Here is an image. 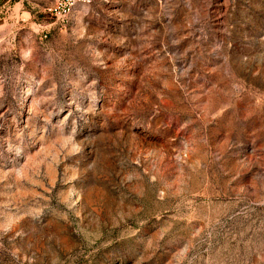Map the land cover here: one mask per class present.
<instances>
[{
	"label": "rangeland",
	"instance_id": "374dc122",
	"mask_svg": "<svg viewBox=\"0 0 264 264\" xmlns=\"http://www.w3.org/2000/svg\"><path fill=\"white\" fill-rule=\"evenodd\" d=\"M0 0V264H264V0Z\"/></svg>",
	"mask_w": 264,
	"mask_h": 264
},
{
	"label": "built area",
	"instance_id": "2783aa9c",
	"mask_svg": "<svg viewBox=\"0 0 264 264\" xmlns=\"http://www.w3.org/2000/svg\"><path fill=\"white\" fill-rule=\"evenodd\" d=\"M91 0H53L49 11L58 18L65 19L70 16L80 5L90 3Z\"/></svg>",
	"mask_w": 264,
	"mask_h": 264
},
{
	"label": "crops",
	"instance_id": "0c3cea01",
	"mask_svg": "<svg viewBox=\"0 0 264 264\" xmlns=\"http://www.w3.org/2000/svg\"><path fill=\"white\" fill-rule=\"evenodd\" d=\"M21 1H22V0H20V1L17 2V3H20ZM52 4H53V0H45V2L43 3L42 7H43V9H46V8L52 6Z\"/></svg>",
	"mask_w": 264,
	"mask_h": 264
}]
</instances>
